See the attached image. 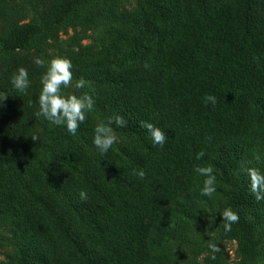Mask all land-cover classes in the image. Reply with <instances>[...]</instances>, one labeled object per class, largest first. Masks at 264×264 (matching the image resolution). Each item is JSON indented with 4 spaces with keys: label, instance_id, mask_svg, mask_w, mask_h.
Wrapping results in <instances>:
<instances>
[{
    "label": "trees",
    "instance_id": "1",
    "mask_svg": "<svg viewBox=\"0 0 264 264\" xmlns=\"http://www.w3.org/2000/svg\"><path fill=\"white\" fill-rule=\"evenodd\" d=\"M106 12L115 25L83 45L80 30ZM50 49L70 59L75 95L95 102L75 135L36 116L45 67L34 59ZM20 67L27 95L11 84ZM80 78L90 87L76 89ZM0 100V229L13 248L5 264H177L172 245L226 208L239 222L228 232L223 222L224 232L246 262L256 255L244 217L253 201L234 192V169L240 151L264 143V0H0ZM116 114L127 124L114 131L135 143L101 154L94 128ZM141 121L165 132L163 147ZM209 165L210 198L195 172Z\"/></svg>",
    "mask_w": 264,
    "mask_h": 264
},
{
    "label": "clouds",
    "instance_id": "2",
    "mask_svg": "<svg viewBox=\"0 0 264 264\" xmlns=\"http://www.w3.org/2000/svg\"><path fill=\"white\" fill-rule=\"evenodd\" d=\"M34 63L40 67H46V71L41 76L42 89L38 98L39 111L36 113V116H43L55 126H65L68 133L75 135L80 124L86 120V113L93 110L94 100L88 94L77 96L62 92V89L72 86L73 74L70 59L57 56L46 62L43 58L36 57ZM11 84L17 91L27 95V90L30 87L27 70L20 67L14 72L11 77ZM86 86L90 87V82L84 78H80L75 83L76 89H82ZM7 97L5 95L3 100ZM204 101L206 104L211 103L213 105L217 102L216 97L213 95H205ZM112 124H115L117 127H125L127 121L119 114H116L108 117L107 120H100L94 128L93 144L101 154L107 153L117 142V135ZM140 126L150 134L154 145L163 147L167 139L164 131L155 127L152 123L145 121H141ZM31 139L35 142L39 137L33 135ZM204 154L203 151L199 152L196 159H201ZM195 172L206 177L203 181L201 195L209 198L212 197L216 192V176L213 174V167L211 165L206 167L197 166ZM246 172L250 178L251 192L255 195L256 200H264V173L256 167H248ZM134 175L142 179L145 176V172L140 170L139 172H134ZM79 196L81 200H87L88 198L87 192L83 190L80 191ZM221 216L226 232L231 231L232 224L239 222L238 214L231 208H226L221 213ZM208 247L213 254L221 251L215 243H209ZM211 258L215 259L216 257L213 255Z\"/></svg>",
    "mask_w": 264,
    "mask_h": 264
},
{
    "label": "rangeland",
    "instance_id": "3",
    "mask_svg": "<svg viewBox=\"0 0 264 264\" xmlns=\"http://www.w3.org/2000/svg\"><path fill=\"white\" fill-rule=\"evenodd\" d=\"M138 2L139 0H118V5L133 8L138 5ZM110 14L113 15L106 12L93 25L80 30L84 37L81 42L83 45L97 43L105 37L107 31L115 25L113 16ZM72 34V31L62 34L60 43L66 45ZM54 57H57V50L50 49L45 61H50ZM62 92L75 94L72 86L62 89ZM115 133L117 135L116 144L120 149L135 143L134 139L121 132ZM248 167L259 168L264 173V143L240 151L234 169V192L245 193L253 201L252 207L244 213V217L253 224L258 241L254 258L246 262L239 252L237 238L224 232L221 216L223 211H209L201 217L200 225L186 242L172 245L173 251L177 254V264H264V200L257 201L251 192L250 178L246 172ZM9 243V234L0 229V264L9 261L8 253L13 249ZM209 243L217 244L221 251L213 254L208 247ZM213 255L215 259L211 258Z\"/></svg>",
    "mask_w": 264,
    "mask_h": 264
}]
</instances>
